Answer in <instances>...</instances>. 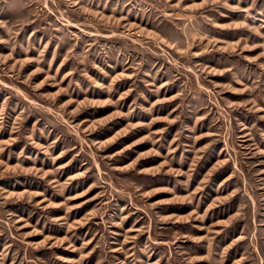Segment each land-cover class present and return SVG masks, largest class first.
Returning <instances> with one entry per match:
<instances>
[{"label":"rangeland","instance_id":"rangeland-1","mask_svg":"<svg viewBox=\"0 0 264 264\" xmlns=\"http://www.w3.org/2000/svg\"><path fill=\"white\" fill-rule=\"evenodd\" d=\"M0 264H264V0H0Z\"/></svg>","mask_w":264,"mask_h":264}]
</instances>
